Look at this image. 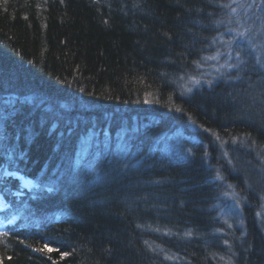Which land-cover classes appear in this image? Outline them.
Here are the masks:
<instances>
[{
    "label": "trees",
    "instance_id": "trees-1",
    "mask_svg": "<svg viewBox=\"0 0 264 264\" xmlns=\"http://www.w3.org/2000/svg\"><path fill=\"white\" fill-rule=\"evenodd\" d=\"M229 3L0 0V264H264V9Z\"/></svg>",
    "mask_w": 264,
    "mask_h": 264
},
{
    "label": "bare ground",
    "instance_id": "bare-ground-1",
    "mask_svg": "<svg viewBox=\"0 0 264 264\" xmlns=\"http://www.w3.org/2000/svg\"><path fill=\"white\" fill-rule=\"evenodd\" d=\"M8 101L10 102V99ZM13 103H15V102H13ZM6 163L7 162H4L3 164H6ZM82 163H83V160H75L73 165L80 168V169H83L87 166V164L83 166ZM5 170L6 171L4 172V175L9 177L12 181L14 180L16 183H18L19 188L23 187V190L25 192L32 193L31 191H32L33 181L31 179L27 178L23 173L14 171L13 169L10 170V167H6ZM89 173H92V172H89ZM24 180L30 181L32 183L31 186L27 185V183ZM34 195H35V193H34ZM16 196H17V198H20L22 195L20 192H17ZM225 197H227V196H225ZM36 198L39 199V195L36 194ZM29 203H30V201H23L22 209H19V208L16 209V208L12 207V206H14L13 203L10 201L7 202L4 199L3 195L0 193V205H2V207L0 206V211H5L7 209H10L13 212V215L11 216L13 219H17V216L20 217V216H22L23 213L27 215L26 209L30 207ZM27 217H28V220L33 224L34 221L30 218V216L28 215ZM46 219H48V222H43L44 225L48 224L49 222H51V224H55L56 222H59V220L61 221L60 223H64V221H65V219H63V216H61L59 213L56 214V217L47 216ZM61 219H63V220H61ZM33 226L36 229L37 227H41L42 224L39 223V226H35V225H33ZM36 231H38V230L36 229ZM6 233H7V231H5V230L0 231V237L3 235L7 236L8 233L7 234ZM45 240H46V238H45ZM48 241H50V240H48ZM222 262H224L225 264H233L231 262V259L228 258L227 256H223Z\"/></svg>",
    "mask_w": 264,
    "mask_h": 264
},
{
    "label": "snow or ice",
    "instance_id": "snow-or-ice-1",
    "mask_svg": "<svg viewBox=\"0 0 264 264\" xmlns=\"http://www.w3.org/2000/svg\"><path fill=\"white\" fill-rule=\"evenodd\" d=\"M237 0H232V3L226 4L224 5V7L228 8L229 10L235 11V9L233 8V3H236ZM260 5H261V10L264 9V0H260ZM248 5H243V7H247ZM253 6H255V0H253ZM249 19H251V17H249ZM227 31L229 33H233L234 34V39L233 40H229L226 41L227 44L231 45L233 43H235L238 47L242 44V43H246L247 42V37L250 33L249 29H245L244 31H238L236 29H232L229 28L227 29ZM237 58H239L241 56V52L237 51L236 53ZM243 61L240 60L238 63L235 64H230L228 65L229 68H236L237 70H241V67L243 65ZM257 65L258 66H253L251 68H248L247 71H251L254 73V75L264 79V63L257 61ZM7 234V233H6ZM38 251H48V252H52V251H56V249L50 248L48 246V244H45L44 247L42 249H36ZM64 255H67V253H65Z\"/></svg>",
    "mask_w": 264,
    "mask_h": 264
},
{
    "label": "rangeland",
    "instance_id": "rangeland-1",
    "mask_svg": "<svg viewBox=\"0 0 264 264\" xmlns=\"http://www.w3.org/2000/svg\"><path fill=\"white\" fill-rule=\"evenodd\" d=\"M24 181L27 183V185L31 186L32 183L30 181H28V180H24ZM0 206L2 207V205H0Z\"/></svg>",
    "mask_w": 264,
    "mask_h": 264
}]
</instances>
